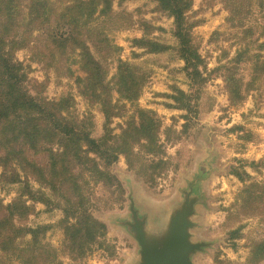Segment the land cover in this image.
I'll return each instance as SVG.
<instances>
[{"label": "trees", "instance_id": "obj_1", "mask_svg": "<svg viewBox=\"0 0 264 264\" xmlns=\"http://www.w3.org/2000/svg\"><path fill=\"white\" fill-rule=\"evenodd\" d=\"M132 1L137 0H0V185L20 186L18 197L10 204L0 201V253L7 264H57L60 256L75 262L86 260L107 234V226L91 212L92 199L97 186L118 184L110 169L119 158L124 156L128 168L150 186L172 166L161 140L162 121L155 112L136 105L150 73L123 61L122 48L95 26L100 19L113 21L116 4ZM152 1L156 11L173 20L172 35L177 45L150 38V24H144L143 37L134 39L132 45L149 54L173 51L184 62L193 92L187 94L174 87L171 98L176 105L170 108L190 113L208 82L205 61L192 35L200 24L191 17L195 0ZM212 1H219L230 21L240 25L253 14L255 6L254 0ZM24 49L46 74L54 71L58 77L74 78L79 96L91 106H101L106 119L101 139L92 135V116L79 121L74 117L77 102L73 94L50 100L45 95L46 81L29 85V73L16 59V53ZM73 60L82 76L75 77ZM109 62L116 65L111 80ZM263 75L264 60L258 59L248 83L238 77L237 67H225L223 79L231 104H241ZM113 93L118 95L117 102ZM126 104L134 107V114L120 135L113 136L112 122L123 116ZM188 127L189 123L184 129ZM171 134L172 128H167L166 142L180 139ZM37 156L45 157L42 166L35 160ZM231 174L244 184L227 211V221L237 225L231 231L232 240H238L243 220L264 221V184L255 182L242 167H234ZM32 182L41 189L34 190ZM38 203L63 212L59 226L64 242L60 251L45 242L50 227L28 225ZM27 237L30 241L25 242ZM263 262L261 241L252 245L249 258L242 264ZM215 264L232 263L217 255Z\"/></svg>", "mask_w": 264, "mask_h": 264}, {"label": "rangeland", "instance_id": "obj_2", "mask_svg": "<svg viewBox=\"0 0 264 264\" xmlns=\"http://www.w3.org/2000/svg\"><path fill=\"white\" fill-rule=\"evenodd\" d=\"M253 14L243 25L230 21V15L219 1L195 0L192 21L200 24L193 29V41L206 64L207 84L203 87L195 110L174 109V87L191 94V83L184 71L185 64L173 51L149 54L132 45L142 38L150 24V38L175 47L172 35L173 20L156 11L152 0L127 2L114 6L113 21L100 19L96 28L104 31L114 45L122 48L121 59L150 73V81L136 104L139 108L155 112L163 123L161 140L165 144L166 160L171 168L150 186L134 170L128 168L124 156L112 166L111 172L118 184L112 187L99 185L92 199L93 216L107 226V234L93 253L82 262L60 256L57 264H132L139 253L135 239L121 225L130 220L131 199L142 215L147 213L151 225H162L166 217L180 205L183 191L195 182L196 195L201 199L194 218L197 227L194 240L210 246L193 257L194 264H215L216 256L232 264H242L250 256L254 243L264 241V221L261 218L245 219L240 238L232 240L231 231L236 224L227 221L228 210L237 201L244 187L231 174L234 167H242L257 183L264 184V75L247 93L245 100L233 106L229 100L223 79L225 67H237L238 77L248 83L258 61L264 60V0H254ZM99 57V56H98ZM16 59L29 73V85L47 82L45 95L55 100L68 93L75 96L77 105L73 111L76 120L92 116L93 137L101 139L105 134V116L101 106H91L77 92L73 79L58 77L54 71L48 74L31 61L30 51L20 50ZM77 60V57L74 56ZM75 77L82 76L75 60L71 61ZM29 67V68H28ZM116 73V65L109 62V80ZM113 101L118 95L113 93ZM194 104V103H193ZM134 114V107L126 104L122 117L111 125L113 136H119L125 122ZM189 117V120L184 117ZM189 127L185 130V126ZM172 128V137L178 141L166 142V129ZM173 139V138H172ZM44 158L35 157L41 166ZM2 172L0 170V177ZM34 190L41 186L32 182ZM19 185H0V201L10 204L18 197ZM47 194L49 192L44 190ZM165 217L163 218V216ZM63 212L44 204H36V213L30 216L28 225L50 227L45 242L58 251L64 242V232L59 224ZM30 237L25 238V242ZM0 253V264H7ZM11 264H21L13 261ZM261 264H264L261 263Z\"/></svg>", "mask_w": 264, "mask_h": 264}, {"label": "water", "instance_id": "obj_3", "mask_svg": "<svg viewBox=\"0 0 264 264\" xmlns=\"http://www.w3.org/2000/svg\"><path fill=\"white\" fill-rule=\"evenodd\" d=\"M183 191L180 205L166 217L162 225H151V218L142 215L131 199L130 220L121 225L135 239L139 253L132 264H194L193 257L210 245L194 240V220L201 199L196 195L195 182ZM165 215L163 216V218Z\"/></svg>", "mask_w": 264, "mask_h": 264}]
</instances>
